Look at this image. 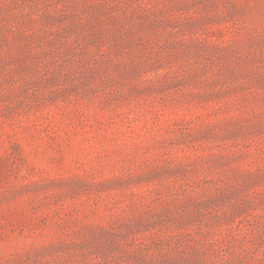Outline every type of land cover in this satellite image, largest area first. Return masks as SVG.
I'll use <instances>...</instances> for the list:
<instances>
[{
  "label": "rangeland",
  "instance_id": "1",
  "mask_svg": "<svg viewBox=\"0 0 264 264\" xmlns=\"http://www.w3.org/2000/svg\"><path fill=\"white\" fill-rule=\"evenodd\" d=\"M0 264H264V0H0Z\"/></svg>",
  "mask_w": 264,
  "mask_h": 264
}]
</instances>
